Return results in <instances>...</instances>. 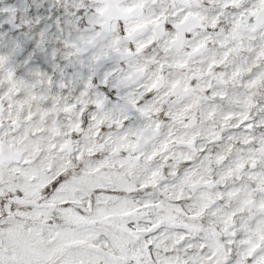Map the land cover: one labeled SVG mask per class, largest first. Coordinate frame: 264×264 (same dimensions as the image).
Returning <instances> with one entry per match:
<instances>
[{"label":"snow or ice","instance_id":"6c2138e0","mask_svg":"<svg viewBox=\"0 0 264 264\" xmlns=\"http://www.w3.org/2000/svg\"><path fill=\"white\" fill-rule=\"evenodd\" d=\"M0 264H264V0L0 7Z\"/></svg>","mask_w":264,"mask_h":264},{"label":"flooded vegetation","instance_id":"af4514ba","mask_svg":"<svg viewBox=\"0 0 264 264\" xmlns=\"http://www.w3.org/2000/svg\"><path fill=\"white\" fill-rule=\"evenodd\" d=\"M14 2V0H0V7H3V6H6L8 5L9 3H12ZM15 2H19V0H15Z\"/></svg>","mask_w":264,"mask_h":264}]
</instances>
